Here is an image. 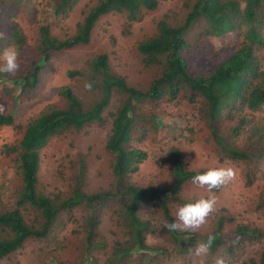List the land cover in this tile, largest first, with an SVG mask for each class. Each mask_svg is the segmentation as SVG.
<instances>
[{
    "label": "trees",
    "instance_id": "obj_1",
    "mask_svg": "<svg viewBox=\"0 0 264 264\" xmlns=\"http://www.w3.org/2000/svg\"><path fill=\"white\" fill-rule=\"evenodd\" d=\"M31 1L0 0V14L11 7L8 17L17 18L18 11L22 12L23 5ZM36 1L28 15L34 38L28 37L17 20L11 21L10 32L0 22V55L13 46L19 52V63L27 65L24 74L0 73V82L20 83L19 96L37 86L53 55L89 45L101 19L115 16L120 36L130 38L135 24L161 6L160 0H96L70 35V30L60 27V23L79 0ZM51 3L55 5L48 15ZM175 3L173 10L157 20L154 28L145 31L136 43L139 71L146 73L147 84L130 85L111 54L103 50L80 69L66 73L70 80L77 78L92 84L97 94L89 101L63 86L58 90L62 106L52 105L22 125L15 122L16 113L0 98V128L11 127L20 135L0 148V169L7 164L5 172L12 169L20 183L16 186L8 181L0 190V263L32 245L31 250L37 248L38 258L31 264H215L228 251L229 242L237 250H232L225 264H264V115L250 127L245 139L253 150L236 144L245 138L240 136L239 126L232 128V142L222 144L217 139L223 151L218 162L235 170L243 185L241 196L216 207L199 230L183 231L179 237V231L164 228L176 219V212H170L172 207L209 196L199 195V188L191 183L196 174L208 169L191 168L182 161L180 147L174 141L177 134L186 133V140L196 138L203 124L212 123L202 117L206 112L212 121L233 122L248 111L255 114L264 110V0ZM37 13L46 18L38 19ZM233 32L236 39L216 49L213 41ZM165 97L181 108L184 101L190 103V117L183 118L182 128L175 123L163 127L156 118L151 104ZM114 98H118L115 111H107ZM108 120L111 128L105 150L112 158L108 186L94 193L82 191L79 187L85 165L79 159L76 188L70 186L71 193L66 197L60 193L47 195L38 177L41 151L54 138L92 126L103 127ZM246 122V118H239L240 125ZM147 136L150 143L159 145L158 154L149 164L161 172L169 171L167 181L160 187L159 181L153 183L155 178L147 177L142 170L150 157L141 148ZM226 185L210 194L216 196ZM78 205L88 212L84 220L87 239L74 256L77 248L71 244L77 240L72 239L77 231H67L65 217L71 216ZM105 220L110 224L107 233L100 231ZM209 236H215L210 253L196 257L197 243ZM98 252L104 256L99 257Z\"/></svg>",
    "mask_w": 264,
    "mask_h": 264
},
{
    "label": "rangeland",
    "instance_id": "obj_2",
    "mask_svg": "<svg viewBox=\"0 0 264 264\" xmlns=\"http://www.w3.org/2000/svg\"><path fill=\"white\" fill-rule=\"evenodd\" d=\"M47 0H44L46 2ZM96 0H79L78 3L71 9L67 19L63 18L60 27L69 29V34L73 35L77 30V25L81 23L84 15L87 14L89 8ZM161 6L159 10L154 13H146L144 18L135 24L132 28L134 35L130 38H123L120 36L117 30L118 19L115 16L105 17L98 21L96 24L92 39L89 45L77 49L75 51L53 55L47 63V66L42 70L37 86L24 92L19 96V86L9 84L6 81L0 82V98L3 99L9 106V108L16 113L15 122L25 125L26 122L38 115L40 112L48 111L52 105L62 106L63 101L58 95L59 88L63 86H69L78 96L84 101H89L92 97H95L97 92L88 91L85 88V82L81 79L70 80L66 73L70 70L80 69L88 59L95 57L97 53L104 50L111 54V57L115 60V65L128 77L130 85L143 86L147 84L148 78L145 72L140 73L138 66V59L136 56V43L140 41L143 33L154 28L155 22L162 18V16L169 11H172L176 6L175 0H160ZM37 1L32 0L31 3L25 4L22 7V12L18 11L17 18H9L7 13L11 7L6 8L0 14V22H3L6 30L11 31L10 23L12 20H17L24 26L28 37L34 38L35 31L33 30V24L29 23L28 15L33 7H36ZM49 9L48 15L53 11V6ZM20 14V15H19ZM24 14L26 17L21 18ZM38 19L42 20L45 17L42 13H37ZM2 23V24H3ZM57 30V29H56ZM237 37L236 32L230 35L224 36L217 40H214L216 49L221 46L231 44ZM113 40L116 42L113 43ZM2 63V61H0ZM19 74H24L26 70V63L21 62ZM17 72V73H18ZM16 73V74H17ZM16 74L12 75L15 76ZM10 75V74H9ZM18 96V99H17ZM175 101H168L165 97L159 102L151 104V107L155 110L156 118H160L163 122V127H169L170 124L175 123L179 128L184 125L183 118L190 117V103L184 101L182 108L179 103L173 104ZM118 104V98L112 99L110 107L107 111H115ZM148 108L145 106L144 109ZM107 111L104 115H107ZM207 111V110H206ZM222 115V114H221ZM220 115V116H221ZM264 115V110L258 113H251L250 111L237 116L233 122H224L223 120L212 119L209 117L208 112L202 115L203 118L211 121L212 123L203 124L200 127L197 137L190 140H186L189 137L186 133H178L174 139L175 144L185 151V163L191 168L196 169H209L213 167H224L218 160L221 159L222 152L217 139H220L222 144L225 142H232L234 140V133L232 128L238 127L241 129L240 136H243L242 142H237V145H241L248 150H253L252 144L246 142V136L250 133V127L256 125L259 120V116ZM244 117L247 122L244 125L239 124V118ZM111 128L110 120L103 126H92L86 128L82 132L69 133L64 137L54 138L49 145L41 151L40 154V170L38 173L40 183L45 186L47 195L52 193H60L61 197H66L71 193L70 186H74L75 176L79 171V159H83L85 165V175L82 179L81 187H79L85 193H94L102 190V187H107L109 180L111 179L110 161L111 156L105 150V145L109 130ZM146 129V128H145ZM148 130V129H147ZM148 130V134H149ZM20 138L19 133L13 130L11 127L0 128V148L3 145L11 144ZM151 158H155L158 154L159 145L152 144L148 141V136L142 144ZM150 160L142 167L143 173L149 178H155L154 182L159 181V187L163 186L167 181L169 171H160L156 165H150ZM7 167V164L4 166ZM4 168V169H5ZM4 169H0V190L5 186L7 182L14 185H20V183L14 177V172L9 169L5 172ZM76 187L74 186L73 190ZM199 195H211L204 189H198ZM243 192V185L235 176V179L230 181L219 194L215 196L216 207H220L227 203L228 200L236 201ZM1 199V194H0ZM73 215L67 224V231L73 230L77 233L73 236V239H77L71 245L77 248L76 254L84 246L86 240V233L84 232V220L88 215V212L82 205L73 208ZM67 217H65L66 219ZM55 227L53 230L55 231ZM110 229V224L105 220L101 226L100 231L107 233ZM65 230L58 232V237H61ZM108 238L115 239L108 235ZM150 238V237H149ZM150 243H161L164 245V241L149 240ZM32 245L27 246L25 252H19L13 255L10 259L6 260L3 264H31L30 261L38 258L37 248L31 250ZM70 248V247H69ZM20 250V251H21ZM34 251V253H33ZM71 254V249L69 250ZM99 257H103V252H98ZM30 262V263H29ZM35 262L34 264H36Z\"/></svg>",
    "mask_w": 264,
    "mask_h": 264
},
{
    "label": "clouds",
    "instance_id": "obj_3",
    "mask_svg": "<svg viewBox=\"0 0 264 264\" xmlns=\"http://www.w3.org/2000/svg\"><path fill=\"white\" fill-rule=\"evenodd\" d=\"M0 61H2V63H0V73L14 75L20 70L21 66L19 63V52L13 46H9L3 51L2 55H0ZM85 88L88 91H91L92 84L86 83ZM180 150L182 161H185V151H183L181 147ZM149 160L150 157H148L147 161ZM234 179L235 170L232 167H213L209 168L207 171L201 174H196L192 178L191 183L197 188L205 189L208 193H213L214 190L221 188L222 186L228 184ZM216 203L217 201L215 195L213 194L207 196L206 198H199L194 202H189L181 206L172 207L170 209V212L172 211V214L176 212V219L171 223H166L164 225V228H166L168 232L179 231V237L181 236V233L183 231L199 230L202 226L207 223L208 218L215 212ZM176 207H178V209ZM72 215L73 212L71 211V216ZM71 216L67 217L68 222L70 221ZM214 240L215 236H209L206 241L198 242L194 249V255L196 257L208 255L213 246ZM176 243L178 246L179 243L177 241ZM226 244L229 245L228 251L223 255V258H218L215 264H225L224 260L229 258L232 250H237V246L234 243L229 244L228 242ZM6 260L4 259L0 264H3ZM17 262L13 264H17Z\"/></svg>",
    "mask_w": 264,
    "mask_h": 264
}]
</instances>
